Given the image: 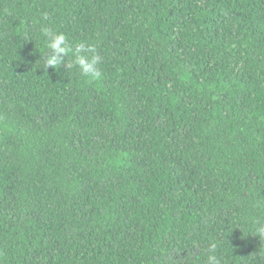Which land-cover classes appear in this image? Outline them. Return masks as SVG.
<instances>
[{
    "label": "trees",
    "instance_id": "16d2710c",
    "mask_svg": "<svg viewBox=\"0 0 264 264\" xmlns=\"http://www.w3.org/2000/svg\"><path fill=\"white\" fill-rule=\"evenodd\" d=\"M258 217L264 0H0V264H264Z\"/></svg>",
    "mask_w": 264,
    "mask_h": 264
},
{
    "label": "clouds",
    "instance_id": "9594fccd",
    "mask_svg": "<svg viewBox=\"0 0 264 264\" xmlns=\"http://www.w3.org/2000/svg\"><path fill=\"white\" fill-rule=\"evenodd\" d=\"M42 35L46 42V51L42 56L44 69L51 67L57 69L61 64L67 70L76 68L83 77L99 79L102 75L100 63L103 59L94 44L87 41L70 43L67 36L54 28L45 27ZM71 57V59H67ZM254 236L264 240V218H255L252 221ZM217 244L211 243L207 249L208 264H221V259L217 255Z\"/></svg>",
    "mask_w": 264,
    "mask_h": 264
}]
</instances>
